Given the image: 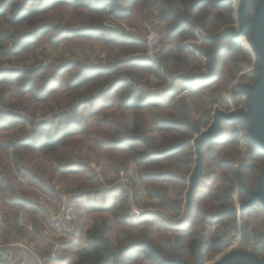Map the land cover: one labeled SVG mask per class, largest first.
<instances>
[{"label":"trees","instance_id":"trees-1","mask_svg":"<svg viewBox=\"0 0 264 264\" xmlns=\"http://www.w3.org/2000/svg\"><path fill=\"white\" fill-rule=\"evenodd\" d=\"M140 2L143 0H0V56L20 53L41 36H47L48 42L57 44L79 32L92 38H102L106 42L118 43L121 52L128 55L110 66L85 67L78 63H68L63 68L52 70V75L46 77L37 89L36 73L38 70L47 72V66L37 70L0 69V84L16 85L20 92L31 94L37 100L50 98L62 86L65 102L60 103L58 109L61 111V120L66 124V129L59 131L54 129L51 122L41 121L37 125L34 123L35 126L28 133L9 139L5 145L6 153L0 154V168L9 167L10 163L14 173L26 180L28 186L53 196L54 191L41 179L37 165L44 160L50 161L49 180L55 175L65 177L70 173L80 172L82 168L75 160L81 150L82 140L75 138V135L78 131L87 132L88 126L84 123L87 117L96 114V110H102L103 115L97 121L104 123L106 129L103 139L95 140L98 149L108 158L113 169L137 165L147 195L157 198L166 209L179 215L172 223L156 213H148L153 217L152 221L159 220L173 234L172 239L168 238L165 243L159 244L149 238L146 232H134L137 222L129 220L125 214L127 196H121L116 202L117 190H114L110 197L104 195L107 200L97 208L110 212L117 223L129 224L130 227L123 228L121 235L112 241L107 234V220L95 219L83 231L85 244L81 245V238L76 235L73 239L64 240L62 255L50 260V264H178L175 262L178 259L191 264L195 261L202 264L205 255H216L228 247L230 242L226 235L236 228L231 218L235 210L232 209V197L229 193L233 181L222 191L213 192L211 188L215 182L214 172L204 173L199 179L193 178L184 211L180 214V200L169 197L167 184L184 180L171 161L190 146L194 127L186 112L180 116L174 112L155 111L150 118L144 112L147 109L169 107L182 90L201 91L218 86L224 58L233 56L236 50H240L239 41L229 35L220 39V48L213 54L214 58L209 57L208 60L209 71L213 70L212 75L209 72L194 75L181 72L190 64L183 55L184 52L197 60L199 57L195 52L205 56L215 48V43L204 37L203 42L207 43V47L202 43L195 45L196 51H189L182 42L186 38H195L196 26L207 33H213L231 24L232 3L230 0H149L151 8L158 10L159 17L168 26L165 35L158 36L160 59L154 63L144 57L145 39L135 38L124 32L118 34L116 30H107L103 25L106 17H127L133 5ZM56 7L73 9L75 17L79 19V26L72 28L71 24L63 23L61 19L56 22L45 20L46 14ZM5 42L11 45H6L7 50H2ZM175 64L178 65L175 69L168 68ZM123 66L148 71L162 79L163 83L167 82L169 76L172 79L161 95H149L137 87L136 78L131 76L128 81L126 78L129 73L121 75ZM238 66L235 65L236 68ZM192 67L197 68V64ZM67 72L72 73H68L67 80H61L59 74ZM254 78L255 74L252 73L251 81ZM52 80L56 82L51 87ZM1 95L4 96V93ZM66 101L69 102L66 104ZM214 103L215 101H211L209 104ZM108 111L111 115L107 114ZM70 114L80 117H69ZM18 122H21V118L16 114L7 117L3 115L0 117V133L14 128ZM233 123L234 121L221 122L220 134L200 146L201 159L204 146L216 143L221 145L230 140L234 134L230 129ZM245 136L250 143L248 156L254 163L249 164L244 160L242 168L253 171L257 177L264 167V150ZM7 150H11L10 162ZM241 171L239 169L240 175ZM14 184L12 186L5 183L0 177V191H8L5 204L16 210L13 215L4 214L2 218L6 240L9 235H13V239H21L26 235V227L19 222L18 210L29 214L33 234L42 238V221L47 220V214L39 204L28 199L21 181L15 180ZM240 192V197L247 195L244 191V194ZM80 197L76 199V202L78 199L81 202L77 204L78 214L86 201ZM197 224L202 225L200 229L195 228ZM245 225L242 224V241L248 242ZM207 226L213 227L209 236L206 234ZM81 229L78 227L76 232ZM257 243L258 241L253 244Z\"/></svg>","mask_w":264,"mask_h":264},{"label":"rangeland","instance_id":"rangeland-1","mask_svg":"<svg viewBox=\"0 0 264 264\" xmlns=\"http://www.w3.org/2000/svg\"><path fill=\"white\" fill-rule=\"evenodd\" d=\"M230 1L233 8V22L227 26L236 27L238 0L237 3H235V0ZM250 1L251 15L258 0ZM60 19L63 23L71 24L72 28L79 26V19L75 17L73 9L68 10L66 8L56 7L50 10L45 16V20L52 22L60 21ZM106 24L110 26L106 27ZM103 25L107 30H116L118 34L124 32L135 38H142L145 40L146 38L147 40L151 39L156 54L154 60L150 61L154 63L159 61L160 57L158 54L160 42L158 36L159 34L161 37L162 35L164 36L168 26L167 22L159 17L158 10L151 8L149 0H143V2L133 5L127 17L120 19L106 17ZM227 26H223L213 33H207L199 26H196L194 28L195 38H186L183 40L182 45L189 51H196L195 45H201L202 43V45L207 47L208 45L203 42V38L207 37L213 41L214 37ZM17 30H20V28H17ZM10 31H12V29ZM236 39L239 41L238 45L240 50H236L233 56H225L224 65L221 67L222 75L216 88H208L201 91H192L190 89L182 90L175 96L173 104L169 107H161L159 109L152 108L144 111L147 118H150L155 111L174 112L180 116L186 112L194 127L195 132L190 136V146L185 152L174 157L171 161L177 172L183 175L184 180L167 184L169 197L171 199L176 198L180 200V214L184 211L188 189L193 178L199 179L202 178V174L205 175L214 172L215 182L211 188L213 192L222 191L223 188L229 186L231 180L233 181V186L229 193L232 197V208L235 209V214L232 215L231 218L236 228L226 235L230 242L228 247L216 255H205L202 264H213L216 260L234 249L248 250L260 258H264V209L260 204L256 203L251 207L243 209V211L242 209L239 211L240 205L249 198L248 195L240 197L239 190L242 191L240 193L244 194L241 185L249 191L255 192L257 189V177L254 172L242 168L244 160L249 164L254 163L248 156L250 143L246 140L245 136L247 127L241 123L234 122L233 125L230 126V129L234 131L230 140L221 145L216 143L211 144L209 147L204 146L202 150V159L201 154L199 155L198 151H196L195 145V140L198 139V133L207 129L213 121V115L216 110L227 113L244 108L241 106V104H244V96L239 94V91L242 89V85L252 82V73L255 74L254 70L258 65L253 57L250 46L248 47L249 41L247 35L240 34ZM214 43L216 45L214 49H216L217 43ZM9 44L5 42L2 50L6 49L7 46L10 47ZM214 49L208 51L209 53L205 56L201 55L199 52H195L194 54L199 57L197 60L192 58L188 52H184L183 55L190 64L189 67H186L181 73L194 75L198 72H209L210 66L208 60L209 57L214 58ZM127 56L128 55L121 52L118 43L106 42L102 38H92L79 32V34L75 36L62 39L57 44L48 42L47 36H41L36 42L31 43L26 50L20 53L0 56V69L37 70L47 66L49 69L47 72L38 70L36 73L35 87L37 89L42 85L43 81H45L44 79L46 77L52 75V70L55 68H63L68 63H78L85 67L98 65L110 66L117 60L124 59ZM144 57H146L145 53ZM179 63L185 65L184 63ZM177 64H175V66L171 65L168 68L173 70L178 66ZM195 64H197V68L192 67ZM235 65L236 67L239 65V68H236ZM73 70L74 68H72L71 71ZM68 73L71 75L72 72L59 74L61 80H67L69 77ZM120 73L121 75H123V73H129V75L127 74L128 78H126L128 81L131 76L136 78L138 80V84H136L137 87L149 95H161L170 85L172 79V77L169 76L166 79L167 82L163 83L162 79L138 67L123 66ZM55 82V80L51 81V87ZM176 87L180 89L178 84H176ZM159 90L162 91L157 93ZM2 93H4V96L1 95ZM49 97L50 98L47 99L37 100L31 97V94L20 92L16 85H8L6 83L0 84V117H3L2 113H7L5 114L7 117L10 116L11 113L16 112L21 118V122H18L17 126L4 133H0V154L6 153L5 145L9 139L28 133L35 126L34 123L37 125L41 121L51 122L54 129H58L59 131L66 129L65 122L61 120L59 116L61 111L58 109L60 103L65 102L62 86ZM211 101H215V103L209 104ZM68 102L66 101V104ZM96 111V114L87 117L84 122L85 126H88L87 132L78 131L75 135V138L82 140L81 150L75 160L80 164L79 167L82 168L80 172L76 174L70 173L65 177L55 175L52 180H49L50 161L44 160V162H40L37 165L40 170L41 179L54 191L53 196L48 197L47 194L42 193L39 189L28 186L26 180H23L19 175L14 173V169L10 163L9 167L0 168V177L5 183L8 182L10 185L14 186L15 180L21 181L22 188L28 199L39 204L42 209L45 205L48 207H55L54 203L56 202L54 200L56 192H68L72 194V205L74 206L72 211L73 222L76 229L78 227L82 228L77 232L75 231V233L70 236H56L47 218V220L42 221V238H39L33 234L31 225L29 224L30 228L28 226L29 214L27 215L26 212L19 214L18 212L20 215L19 222H22L23 226L26 227V235L21 239H14V241H11L14 243L13 248L10 249L13 253L7 254V258L2 264H14V261H10V258L12 259L14 256L28 258L30 263L33 262L31 254L20 247V242H23L41 259L46 256L50 257L52 254L55 255V259H58L62 255L64 240L73 239L76 235L81 238V245L85 244L86 239L83 231L89 227L95 219L104 218L107 220V225L109 227L107 234L110 239L114 241L121 235L122 229L130 227V225L117 223L110 212L97 208L100 205H104V200H107L104 195L110 197L114 190H117L115 193L116 202L121 196H127L125 214L129 220L137 222V226L133 228L135 233L142 234L146 232L149 238L159 244L165 243L168 238L172 239L173 234L167 230L164 224L159 220L152 221L153 217L148 213H156L162 219L172 223L178 219L179 215H175L174 212L166 209L157 198L147 195L143 183L141 182L139 173L140 168L137 165L130 164L124 169L121 167L117 170L113 169L108 158L102 154L95 144L96 139H103V133L106 129L104 123L97 121V119L103 115L101 112L102 110ZM107 114L111 115V112L108 111ZM69 117L78 118L80 116L70 114ZM23 118L26 120H23ZM86 121L88 123H86ZM220 127L222 128L221 123ZM7 152L9 153L8 162H10L11 150H7ZM239 169H242L241 175ZM15 188H17V186H15ZM179 191L181 194H179ZM7 194V190L0 191L1 220L4 214L11 216L13 213H16L14 208L5 204L4 199H6ZM78 197L82 198V200H86L83 203V208L80 209V214L77 213V204L79 205V203H81L79 199L76 202ZM131 205V209H135L138 212V216L132 217L129 215V208ZM244 223L246 224V232L249 237L248 242L242 241V224ZM201 226V224H197L195 228L200 229ZM2 229L5 230L4 225ZM3 230L0 234V240L2 241L6 239V237H3L5 234ZM212 230L213 227L207 226L206 234L209 236ZM9 236L10 239H12V236ZM31 240L33 244L28 246L27 244H29ZM257 241V245H254L253 243ZM44 264H50V262L45 260Z\"/></svg>","mask_w":264,"mask_h":264},{"label":"water","instance_id":"water-1","mask_svg":"<svg viewBox=\"0 0 264 264\" xmlns=\"http://www.w3.org/2000/svg\"><path fill=\"white\" fill-rule=\"evenodd\" d=\"M250 0H238L236 10L237 26H227L220 31L213 39L217 43L216 49L220 48V39L229 35L236 39L240 34H246L253 57L258 67L254 70L255 78L251 83L242 85L239 94L244 96V108L231 112L216 110L213 121L206 130L198 133L195 140L196 151L200 155L199 148L205 142L214 140L221 132L220 123L234 121L247 127V138L257 147L264 150V0H258L252 14L250 15ZM213 70L209 71L212 75ZM257 189L255 192L241 189L249 196L248 200L242 203L239 211L253 204H260L264 208V167L257 176ZM234 209V208H232ZM235 210V209H234ZM178 264H191L184 260H175ZM192 264H198L195 261ZM213 264H264V258L258 257L251 251L244 249H234Z\"/></svg>","mask_w":264,"mask_h":264},{"label":"built area","instance_id":"built-area-1","mask_svg":"<svg viewBox=\"0 0 264 264\" xmlns=\"http://www.w3.org/2000/svg\"><path fill=\"white\" fill-rule=\"evenodd\" d=\"M110 25L106 24V27H109ZM146 44V50H145V55L149 60H154L156 51L153 48V43L151 42V39L146 38L145 40ZM11 45V44H9ZM7 50V49H6ZM244 107V104L242 105ZM7 113H2V115H5ZM11 114H17L18 113L14 112ZM72 194L70 193H57L55 194V202L54 206L55 207H48L45 205L43 207L44 211L46 212L48 216V221L51 226V228L54 230L56 233V236H70L76 231V227L73 222V214L72 211L74 209V206L72 205ZM50 197L49 195H47ZM132 205L129 208V215L132 217L138 216V212L135 209H131ZM45 233V232H44ZM21 244L20 247L29 252L32 256V261L29 262L28 258H21V257H13L12 259L10 258V261H14V264H44V261H50L52 259H55V255L52 254L50 257L46 256L45 258H39L37 255L31 251L23 242H20Z\"/></svg>","mask_w":264,"mask_h":264},{"label":"crops","instance_id":"crops-1","mask_svg":"<svg viewBox=\"0 0 264 264\" xmlns=\"http://www.w3.org/2000/svg\"><path fill=\"white\" fill-rule=\"evenodd\" d=\"M162 90H159L157 93H160ZM165 91V90H164ZM156 93V94H157ZM19 214L20 213H23V211H20L18 210ZM28 215V213H26ZM23 217V216H22ZM3 223V220L0 219V234H1V231L3 230L2 227L4 224ZM27 223V222H26ZM21 225H23V223L21 222ZM28 226H29V216H28ZM30 228V226H29ZM13 237V235H11ZM5 237V236H3ZM11 241H14V239H10V236H9V239L6 240L4 239L3 241L0 240V264H2V262H4V260H6L7 258V254H12L13 252H11L10 249L13 248L14 246V243L11 242ZM27 244V243H26ZM32 243V240L29 242V244H27L28 246L30 245L31 246ZM12 246V247H11ZM33 247V246H32Z\"/></svg>","mask_w":264,"mask_h":264},{"label":"bare ground","instance_id":"bare-ground-1","mask_svg":"<svg viewBox=\"0 0 264 264\" xmlns=\"http://www.w3.org/2000/svg\"><path fill=\"white\" fill-rule=\"evenodd\" d=\"M235 3H237V0H235ZM250 45L248 44V47H249Z\"/></svg>","mask_w":264,"mask_h":264}]
</instances>
